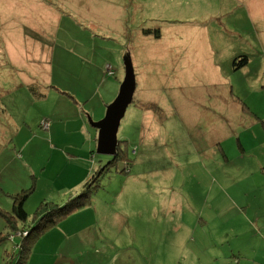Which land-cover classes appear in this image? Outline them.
I'll return each instance as SVG.
<instances>
[{
    "label": "rangeland",
    "instance_id": "rangeland-1",
    "mask_svg": "<svg viewBox=\"0 0 264 264\" xmlns=\"http://www.w3.org/2000/svg\"><path fill=\"white\" fill-rule=\"evenodd\" d=\"M128 66L134 82L154 75L151 97H191L180 102L193 119L152 121L133 98L116 131L123 156L107 164L114 155L96 152L81 117L94 127L105 116ZM236 96L264 115V0H0V264L28 242L7 231L34 225L42 198L63 204L95 172L89 200L35 238L26 264H264L253 217L264 119ZM28 178L22 220L11 192Z\"/></svg>",
    "mask_w": 264,
    "mask_h": 264
},
{
    "label": "crops",
    "instance_id": "crops-1",
    "mask_svg": "<svg viewBox=\"0 0 264 264\" xmlns=\"http://www.w3.org/2000/svg\"><path fill=\"white\" fill-rule=\"evenodd\" d=\"M258 3L259 2H253L254 5H258ZM173 51H174V55L176 57L188 58L190 56H193V53H192L191 50H177V49H175ZM197 52L199 53L200 50H197ZM247 61H248V58H247ZM247 61H246V63H247ZM152 62H154L153 58H151V63ZM246 63H244V64H246ZM232 65H233L234 68L239 67V66H235L233 63H232ZM159 87H160V85L154 79V75H152L149 78H146V76L144 74H142L140 76V78L135 81V87H134V91H133V98H135L134 105L142 108L144 110V115L147 118H149L150 120H152V121H154L156 119L163 118V117H164V119H167L168 117H170V118H172V120H176V121H184V120L193 119V115H192L191 109L180 102V100L183 99V98H185L183 100H187L188 99L189 101H193V99L191 97H188V96L178 97L176 95H167V96H165L163 98H154V97H151V96H149L147 94L148 92H151L152 90H155V89H157ZM136 89H137L138 96L135 97L134 94L136 92ZM118 90H119V88H118ZM232 100H236V101L239 100V102L241 101L242 102L241 103V109H244L246 107V109H244V110L249 111L250 114H252V116L254 115L256 117H260L261 119H264V115H260L259 116V114L257 113L259 110L254 108L251 103L247 104L245 101L240 99L238 96H236V98L232 99ZM162 104H164V109L163 110L160 109V107H162L161 106ZM9 116H10V118L12 120V125H13V128L11 129V138L10 139L12 141H14L15 144H16V138L20 135V128H17L16 120L13 117H11V115H9ZM81 118L84 121L83 122L84 130L87 131L90 136L93 135V139L90 141V145H92V141L93 140L95 141V145H97L98 129L96 128V126L90 127L85 122V117L83 115H82ZM40 124L43 127V129H40L41 133H42L41 135H46V130H50V119L45 117L41 121ZM35 136H37V134L33 135V137H35ZM33 137H32V139H33ZM27 142H28V135H26L24 137L23 141H22V149H24V147L27 144ZM263 163H264V161L258 162V164H256V166H255L253 171L254 172H261V171L264 172ZM31 172L33 173V177H34V184H33L34 185L33 190H34L36 188V186L38 185V172L37 173L34 172V171H31ZM89 175L90 174H88L87 177L84 180H86L89 177ZM0 176H1V174H0ZM84 180H82L81 184L79 185V188L82 185V183L84 182ZM73 182H76V175L73 178ZM29 184H30V179L28 178V182L23 184L18 190L11 192V194L20 191L22 189V187L25 188L24 186L29 185ZM1 187L5 188L3 184H1ZM13 189L14 188H12V190ZM75 192H76V190H75ZM75 192H71L69 195H71V194H73ZM25 199H27V198H25ZM42 200L52 201L48 197L42 198ZM257 202H258V204L261 205V207H260L259 210L255 211L253 217H254V220H255V223H256L257 227H259V229H261L262 227L264 228V196L261 197V198H258ZM16 232H17V230L14 233L16 234ZM262 232L264 233V231H262ZM6 237H8V236H6ZM12 239H14V236L12 237ZM38 239H36V240L34 239V241L32 243V248H33L34 244L36 243V241ZM30 255H31V253H30ZM246 261L249 262V257L248 256H246ZM232 264H243V262H242L241 259H238L237 261H235V263H232Z\"/></svg>",
    "mask_w": 264,
    "mask_h": 264
},
{
    "label": "trees",
    "instance_id": "trees-1",
    "mask_svg": "<svg viewBox=\"0 0 264 264\" xmlns=\"http://www.w3.org/2000/svg\"><path fill=\"white\" fill-rule=\"evenodd\" d=\"M247 61V56L245 54H241L236 57L233 61L235 66H241ZM122 139H118V144L116 147L115 156L111 161H108L107 164L114 161L116 158L123 156V147L120 145ZM106 164V165H107ZM97 172L91 173L89 177L84 180L82 185L79 188L78 193L75 192L69 196V198L63 203L59 204L54 201H46L41 200L39 205L37 206L36 214L37 218L34 222V225L28 227H23L20 229H15L14 231H7L4 236H9L10 234L17 231H26L24 234H19L20 237L27 236L28 242L26 240L22 242L16 243L18 247L17 251V259L10 260L12 264H26L27 255L31 248V244L34 239L49 226L53 225L60 219H62L66 214L75 210L76 208L84 205L88 200L92 191L98 185L97 183ZM32 186L22 188L20 191L11 194L13 197L12 207L10 209L14 211V215L19 219H25L27 217V212L24 209V201L28 192L30 191ZM8 211V210H6ZM15 236V235H14ZM2 233H0V241H1ZM15 261V262H14ZM7 264V263H5Z\"/></svg>",
    "mask_w": 264,
    "mask_h": 264
},
{
    "label": "water",
    "instance_id": "water-1",
    "mask_svg": "<svg viewBox=\"0 0 264 264\" xmlns=\"http://www.w3.org/2000/svg\"><path fill=\"white\" fill-rule=\"evenodd\" d=\"M134 87V74L132 68L128 66L116 98L106 107L105 116L93 123L98 129L96 152L115 156L118 144L117 126L133 98Z\"/></svg>",
    "mask_w": 264,
    "mask_h": 264
},
{
    "label": "built area",
    "instance_id": "built-area-1",
    "mask_svg": "<svg viewBox=\"0 0 264 264\" xmlns=\"http://www.w3.org/2000/svg\"><path fill=\"white\" fill-rule=\"evenodd\" d=\"M106 68L111 72V65H110V64H107V65H106ZM25 232H26V231H21V232H20V231H17L16 234H18V235H19V234H24ZM14 234H15V233L10 234V235L8 236V238H11V239H12V237L14 236Z\"/></svg>",
    "mask_w": 264,
    "mask_h": 264
}]
</instances>
